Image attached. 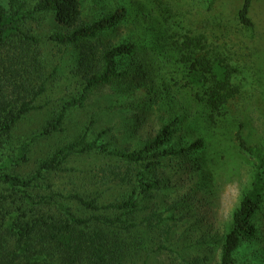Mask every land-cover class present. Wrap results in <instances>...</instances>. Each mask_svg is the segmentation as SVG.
I'll return each mask as SVG.
<instances>
[{"label": "rangeland", "instance_id": "obj_1", "mask_svg": "<svg viewBox=\"0 0 264 264\" xmlns=\"http://www.w3.org/2000/svg\"><path fill=\"white\" fill-rule=\"evenodd\" d=\"M78 1L81 16L86 21L102 13H110L120 5L129 8L130 17L112 33V38L117 42L133 40L146 48L148 64L159 71L155 79H161L157 85L162 88V93L148 91L147 88H152L154 84L149 77L142 86L149 97L128 85L130 92L127 87L121 89L115 84L95 91L85 108L69 110L62 133L35 141L28 153L29 162L18 165L11 161L9 172L22 177L34 175L42 160L58 148L81 140L84 136L88 142L108 144L110 151L133 153L145 146L149 136L160 130L161 124L181 116L185 129L172 143L181 144L199 136L206 139L205 150L167 157L161 161L160 166L149 169L150 172L145 164H135L99 150L78 152L68 158L60 173L43 182V192H36L41 193V196L56 197L65 209L70 208L82 216H106L116 220L121 212L101 210L93 213L72 199V195L80 194L87 200L95 199L100 206L121 203L133 194L144 174L149 178L156 176L161 184L152 193V197L141 204L138 213L131 215L125 211L122 218V224L125 225H139L147 219L157 224L164 219L153 230H136H143L150 241L149 249L139 255L135 263L143 264L148 251H153L155 254L150 264H180L179 256L193 259L198 255H208L211 248H214L212 260L205 264H218L222 239L230 231L233 215L252 181V164L239 153L235 136L239 127L244 126L245 136L252 144L264 141V0H256L252 7L254 33L240 26L237 20L243 0H217L212 7L208 0ZM170 16H175V20H171ZM47 20L46 29L42 33L45 36H49L58 27L53 14ZM169 22L182 23L177 29ZM218 23L223 24L227 34H230L227 43L232 45L226 48H230V55L234 59L232 61L238 64L241 71L233 84L239 86L242 93L231 103V113L226 122L221 121L219 126H214L210 113L195 100L194 95L190 96L195 91L187 81L185 58L192 54L193 48L184 46L178 49L171 46L169 26L180 33L183 28L200 34ZM233 34L240 40L235 37L231 39ZM239 42L242 45L239 46ZM59 49L56 44L45 41L49 63L63 65V72L54 78L51 77L54 75L52 69L47 72L49 92L46 100L53 98L50 109L57 111L82 91L80 78L71 73L72 68L79 64L76 57L80 52L75 48L65 52H59ZM126 64L132 66L133 63L130 59L124 61L121 68L125 70ZM50 116L53 115L42 110L24 120L0 152L1 167L4 161L18 158L20 147L39 132L51 119ZM50 183L53 184L51 189L48 187ZM3 186L0 181V189ZM187 193H191L194 199H187ZM181 197L187 199V203L183 202L185 200L180 201ZM41 206L43 209L50 208L46 204ZM56 211L59 212L58 207ZM154 213L158 215L153 218ZM260 213L257 221L259 238L251 244L242 245L237 252V264H251L259 258L260 262L264 260V208ZM119 225L116 223V226ZM106 231L117 235L118 228L108 227ZM167 232L169 240L165 238ZM161 244L173 249L174 253L158 249Z\"/></svg>", "mask_w": 264, "mask_h": 264}, {"label": "trees", "instance_id": "obj_2", "mask_svg": "<svg viewBox=\"0 0 264 264\" xmlns=\"http://www.w3.org/2000/svg\"><path fill=\"white\" fill-rule=\"evenodd\" d=\"M216 1L208 0V4L212 7ZM255 1L243 0L237 13L240 26L251 33L255 31L251 17ZM52 14L58 27L45 36L42 33L46 29L48 16ZM81 15L78 0H0V152L29 115L42 110L53 115L30 141L20 147L16 160L4 161L0 166V181L4 185L0 189V264H136L137 257L149 249L150 241L143 230H136H153L164 219L157 224L147 219L139 225H125L122 218L125 211L131 215L138 213L141 204L152 197L161 184L156 176L149 178L144 174L133 194L121 203L100 206L95 199L72 195V199L93 213L101 210L121 212L116 220L106 216H82L70 208L65 209L56 197L41 196L36 190L43 192V182L53 179L63 170L68 158L78 152L99 150L135 164H145L150 172L149 169L160 166L167 157L186 152L199 153L207 148L206 139L199 136L181 144L172 143L185 129L183 117L178 116L161 124L160 130L149 136L145 146L133 153L110 151L108 144L88 142L84 136L58 148L42 160L34 175L22 177L9 172L11 161L18 165L29 162L28 153L35 141L62 133L69 110L85 108L95 91L113 84L121 89L123 86L126 89L128 85L143 91L146 96L147 90L142 86L149 77L154 84L152 88H147L148 91L162 93V88L157 85L161 79H155L159 71L148 64L146 48L133 40L117 42L112 38V33L130 17L128 7L120 5L110 13L93 17L91 21L84 20ZM170 18L175 20V16ZM169 23L178 29L182 22ZM169 29L171 46L193 48L192 54L185 58L187 81L195 91L188 94L191 97L194 95L195 100L210 113L213 125L219 126L221 121L226 122L231 113V103L242 93L240 87L233 84L241 71L238 64L232 61L230 48H226L232 45L227 43L230 34L221 23L200 34L183 28L180 33L173 26H169ZM233 37L239 39L234 34L231 39ZM47 40L56 44L59 52L70 48L80 52L76 57L79 64L72 68L71 73L80 78L82 91L59 111L50 109L53 98L46 100L49 92L47 72L52 69L54 75L51 77L54 78L63 72V65L50 64L47 60ZM238 45H242L241 42ZM129 59L132 66L126 64L127 68L122 69L121 63ZM142 78L145 81L142 82ZM262 87L264 91V84ZM127 90L130 92L128 87ZM243 127H239L235 141L239 153L252 164V181L233 215L230 231L222 239L218 264H237V252L242 245L251 244L259 238L257 221L264 208V141L252 144L245 136ZM48 187L53 188V184L50 183ZM53 194L56 196L55 192ZM186 198L192 200L194 196L187 193ZM187 199L181 197L180 201L187 203ZM45 204L50 208H40ZM155 215L158 214L154 213L152 217ZM108 227H117V235L106 231ZM166 236V240H169L168 232ZM158 249L174 253L173 249L162 244ZM212 252L215 253L214 248L208 255H198L193 259L178 258L181 259L180 264H205L212 260ZM153 253L148 251L143 264H150ZM260 260L251 264H264V260Z\"/></svg>", "mask_w": 264, "mask_h": 264}]
</instances>
